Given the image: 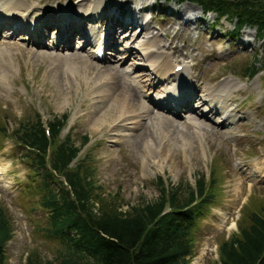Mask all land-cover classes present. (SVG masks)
<instances>
[{
	"label": "rangeland",
	"instance_id": "1",
	"mask_svg": "<svg viewBox=\"0 0 264 264\" xmlns=\"http://www.w3.org/2000/svg\"><path fill=\"white\" fill-rule=\"evenodd\" d=\"M67 1L71 0H27V4L35 3V6L42 9L66 4ZM100 1L101 10L109 11L120 0ZM150 1L152 0H145L147 3ZM137 2L139 0L131 2V6L137 7ZM151 5L155 14L150 29L158 37L156 43L162 44L161 47H154L158 53H167L175 64L184 60L186 64H192L191 68L185 71H191L195 78L202 79V87L213 86L234 76L239 80L238 87L231 86L229 89L233 102L230 99L228 103H232L233 109L221 127H216V121H213V124L210 121L219 120V113L208 112L207 117L199 119L200 124L207 127L206 130L200 131L199 136L193 134L183 122V116L173 118L172 113L163 114L151 105V100L157 93L153 89H159L158 86H153L151 90L145 87L149 94L142 99L146 104L142 100L138 104L154 108L156 112L153 110L150 113L153 124L161 123L158 115L177 123L180 128L178 135L169 133L171 126L161 136L153 133V148L146 152L144 145L140 147L141 143L135 144L129 139V136L137 131L129 128L133 126L132 123H127V127L118 126L111 139L103 142L101 132L96 129L97 119L103 117V109L112 101L109 98L104 102H95L101 87H94V84L102 81L105 75L100 76V61L91 58L90 52L94 44L87 49H80L87 63L77 62L78 72L70 77L68 88L60 73L70 65V59L57 57V51L47 47V42L50 41L43 46L32 47L31 42L26 44L17 38H0V48L9 53L7 57L0 59V70L6 68L5 65L3 68V63H12L11 69H8L6 77L3 78L4 83H0V126H5L7 132L11 133L20 121L32 118L36 113L47 121L67 114L66 128L60 138L68 131L76 144H79L84 136L89 138L75 162L88 157L87 163L93 169L92 180L99 185L105 202L123 205L124 209L127 205L156 200L159 196V186L155 182L160 176L167 186H185L186 183L191 186L197 173H201L205 181L214 177L212 185L218 187L212 192L213 203L203 218L195 220L190 231L191 254L188 264H215L219 242L227 239L230 233L236 232L235 224L252 208L257 210V204L264 198V177H260L259 172L254 179L250 176L256 161H262L264 166V42L256 40L254 30L246 26L237 31L236 38L231 37L232 22L224 19L215 21L211 12L204 15V20L198 19L184 25L183 20L187 18L180 19L176 11L172 12L174 6L178 5L173 1L166 3L164 0H157L156 5L150 3L146 8L148 12L142 10L143 17L148 18ZM197 7L192 2L184 1L180 10L186 15L189 11H196ZM72 8H79V5L75 2ZM76 10L78 9L73 11ZM95 27L97 28V24ZM119 33L117 37L120 36ZM143 38L145 37L139 36L135 42L130 40V37L121 41L115 39V46L121 50L119 53L112 52L115 58L120 57L122 48L125 49V42L135 48L133 51H139L135 56L118 64L122 74L120 80L134 86L139 99L141 91L136 83L125 78L127 75L139 77L142 71L145 61L139 57L143 51L138 43L144 40ZM73 41L71 44L81 43L78 38ZM132 41L134 43H131ZM105 52L110 51L105 49ZM254 54L258 60L256 66H261V70H257V73L248 79L241 71L252 64ZM194 63L196 65H193ZM223 76L225 79L217 82ZM151 77H156V74L153 73ZM138 107L135 105L133 108ZM88 115L92 117H87ZM142 117L144 118H140L141 122L147 116L143 113ZM194 117H198V114L192 113L190 118ZM192 127L197 130L196 125L193 124ZM110 128L105 127V132H109ZM7 135L0 134V166L4 167L0 171V205L6 210L13 229L12 237L5 247L7 264H25L30 254H37L43 262H56L61 248L56 241L41 235L38 230L45 226V214L41 210H32L34 217L31 216L30 203L33 200L27 197L18 198L20 187L26 177L30 176V172L21 158L20 149ZM25 203L27 205H24ZM242 203L244 204L241 207Z\"/></svg>",
	"mask_w": 264,
	"mask_h": 264
},
{
	"label": "trees",
	"instance_id": "2",
	"mask_svg": "<svg viewBox=\"0 0 264 264\" xmlns=\"http://www.w3.org/2000/svg\"><path fill=\"white\" fill-rule=\"evenodd\" d=\"M174 1L195 3L202 12L213 13L215 20L233 22L234 35L242 27L253 28L256 39L264 42V0ZM257 63L254 58L241 73L253 75L261 70ZM67 117L44 122L36 113L20 121L11 133L0 126V134L14 139L30 172L18 198L33 200L31 216L32 210L45 214V226L38 230L61 248L56 262H43L30 254L25 264H188L190 231L213 203L212 192L218 187L212 185L214 177L205 181L198 174L192 186H167L160 176L155 182L159 196L152 202L125 209L105 202L92 180L88 157L71 164L89 138L84 136L79 144L69 134L60 138ZM256 207L237 222L236 232L219 242L215 264H264V198ZM12 233L11 221L0 205V264H7L5 247Z\"/></svg>",
	"mask_w": 264,
	"mask_h": 264
},
{
	"label": "bare ground",
	"instance_id": "3",
	"mask_svg": "<svg viewBox=\"0 0 264 264\" xmlns=\"http://www.w3.org/2000/svg\"><path fill=\"white\" fill-rule=\"evenodd\" d=\"M75 2L79 5V8L74 9H78V11L82 12V15H78L77 13L73 12L74 9L72 7ZM75 2H72L71 4L67 3V5L56 4V6H48L47 10H37L38 6H35V3L27 4V0H5L4 4L0 3V14H11L10 16L12 17L15 16L14 14H18L23 20L25 14H39L38 23L41 19V32L39 38L35 41V44L38 46H43V36H45L50 26L53 25L59 29V32L57 31V35L54 32V29L52 30V32H50L53 33V39L56 35V38L53 44L51 43V46L53 50L57 51L55 53L57 57L59 56L61 59L71 60L70 65L66 63L68 64V67H65L67 70L65 69L64 72L60 73L62 81L66 86H68V88L70 87V77L72 78L75 73L78 72V69L76 68L77 62L83 61L82 63H87L86 58H84L83 54L80 51V49H84L86 47L88 42H91L90 38L88 39L86 36V23H100L101 26L99 27L98 32H102V27L105 25V30L108 33L106 37L99 38V41L97 43H102L104 47L111 49L115 53H119V51L121 50L120 48H117L114 43L115 37H117L118 33L121 30L124 31L120 33V35H122L120 36V41L128 40V38L130 37V40H133L135 42L138 40L139 36L145 37L143 38L144 40H140V42L138 43L143 51L142 53L140 52L139 55L142 59L148 61V63L146 64V68L148 69L142 70L139 73L142 75L140 76V78H135L137 79V82L134 78H131L130 80V82L136 83V86L140 91H142L141 88L145 87L146 89L151 90L157 82L156 79L158 80V82L163 80L167 81L171 78V75L182 74L185 69L189 68L182 62H177L175 65H173L171 59L169 58V55H164L156 52V48L154 47H161L162 44L156 43V39L158 37L154 33V31L150 29L151 20L147 17H143L142 15L143 8H147L151 2L147 3L145 2V0H139L137 4L141 7V9L137 10L134 5V7L131 6V2L134 3L135 0H120L118 4H116V6L112 10L109 9V11L101 10L100 0H89L87 2L85 0H77ZM180 6L179 4L175 5L172 12L176 11L178 18L180 19L181 17L182 19L186 17L187 21L183 20L184 25H189L191 20L187 15H184L181 12L182 10H180ZM149 9L153 10V5H151ZM41 15H43L42 18ZM134 26L141 27V30L136 32ZM76 37H83L84 43L82 45L71 44L72 40H76ZM133 41L131 43H134ZM124 48L125 49L122 48L123 52L120 57L115 58V56L113 55L105 57L101 64L98 65L100 76H105L102 78V81L94 84V87H101L100 92L96 95L95 102H104L109 98H111L112 102H110L109 105H107L103 109V117L97 119L98 123L96 129L97 131L101 132L102 140L103 142H105L108 139H111L110 137L116 133L114 130L118 129V126L127 127V123H132L133 126L129 128L136 130L137 132L132 133V135L129 136V139L132 140V142H134L135 144L141 143L140 147L144 145L146 147V152H149L150 150H152L151 148H153V142L151 139L153 133H155L156 136H161L165 132V130H167L168 128H170L169 126H171L172 129L168 130L169 133L172 132V135H178L177 133L180 132V128L179 125L173 120L161 115H158L161 123L154 122L153 124L152 115L150 114L153 109L148 108L145 105L141 106L140 104H138L141 99H139V96H137L134 86H132L129 82H123L120 80V76L122 74L121 71H119L118 64L123 63L126 58L135 56V54L139 52L137 50L133 51V49L135 48L131 47L128 42H125ZM8 55L9 53L7 52V50L5 52L2 48H0V59H4ZM91 56H93V53ZM66 62H68V60ZM177 64L181 65V68L175 71L173 70V68L176 67ZM4 65L6 66V68L4 70H0L1 84L4 83L3 78L6 77L7 72L9 71L8 69H11L12 63L11 61L9 62V64L3 63V68ZM193 65H196V63H194ZM0 68H2L1 64ZM153 73L156 74V77H151ZM187 76L189 79L195 81L194 75L191 74V71L190 73H187ZM176 78L177 77L175 76L173 77V79ZM107 80H111L112 84L108 83L109 81ZM238 83L239 80H236V77H231L222 81L221 83L214 84L213 86L203 87L200 90L199 94H193L192 89L188 85H186L184 88L179 89V98L176 102V106L180 108V110L187 109L188 113L190 112L198 114V117L190 118L188 122H190L192 126L193 124L196 125V133H199L200 131L203 132L207 127L202 126L199 122V119L201 117L207 116L206 113L216 112V109L220 107L223 108L222 112L217 111L220 115L225 111H228V113L232 111V103H228L230 99L233 102L229 89L231 86H237ZM192 102L193 106L191 104ZM135 105H138L139 107L134 109L133 107ZM129 108H133V110L131 109L130 111H126V109ZM161 109L168 112L173 111L171 110L172 108ZM129 112L132 113L129 114ZM143 113L147 117H145V120L141 122L140 118H144L142 117ZM87 117H92V115H88ZM221 117H224V115H222ZM156 118L157 117H154V119ZM215 121L216 122L214 123H216V127H221L223 125V121ZM157 124L159 125L157 126ZM162 124L163 126H161ZM108 126H110L111 128L109 129V132H105L104 128ZM210 129H212V126H210ZM262 164V161L255 162L254 168L250 174L253 179L257 176L256 173L258 172L260 173V177H264V166H262ZM3 168V166H0V171H2ZM260 169L262 170L259 171Z\"/></svg>",
	"mask_w": 264,
	"mask_h": 264
}]
</instances>
